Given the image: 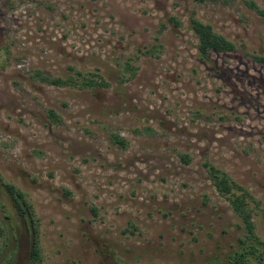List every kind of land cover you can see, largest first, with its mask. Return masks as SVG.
Instances as JSON below:
<instances>
[{
	"label": "rangeland",
	"instance_id": "rangeland-1",
	"mask_svg": "<svg viewBox=\"0 0 264 264\" xmlns=\"http://www.w3.org/2000/svg\"><path fill=\"white\" fill-rule=\"evenodd\" d=\"M250 2L264 10V0H0V264L26 263L31 247L2 183L32 205L40 264L224 259L242 223L207 163L259 202L264 241V65L254 59L264 21ZM191 18L235 50L201 59ZM78 72L109 87L43 79Z\"/></svg>",
	"mask_w": 264,
	"mask_h": 264
},
{
	"label": "trees",
	"instance_id": "trees-1",
	"mask_svg": "<svg viewBox=\"0 0 264 264\" xmlns=\"http://www.w3.org/2000/svg\"><path fill=\"white\" fill-rule=\"evenodd\" d=\"M249 6L255 9L264 21V10L258 8L252 2H250ZM171 22L175 24L176 20L172 18ZM190 29L197 38V51L201 59H207L211 53H225L235 50L232 42L214 32L212 26L209 24L202 23L196 18H191ZM254 59L258 63L264 65V55L255 56ZM130 70L131 67L127 64L125 71L127 72ZM43 79L52 85L79 89H100L109 87V83L105 81L101 75L92 73L85 74L78 72L76 76H70L67 79ZM49 118L53 120L57 119L53 112L49 113ZM114 142L122 148L126 147L123 140L116 138ZM182 160L187 164L190 161L187 156H183ZM206 167L214 188L221 196L227 198L232 211L240 219L243 235L237 240V248L228 253L224 259L213 256L205 264H264V241L255 233V224L252 219L253 210L251 207L252 205L254 208H258L259 202L254 199L247 189L239 186L224 172H221L208 163ZM2 186L10 196L20 221L26 224L27 232L31 238L28 261L24 264H40L42 262V256L39 245V231L32 205L26 201L24 194L14 186L3 183Z\"/></svg>",
	"mask_w": 264,
	"mask_h": 264
}]
</instances>
